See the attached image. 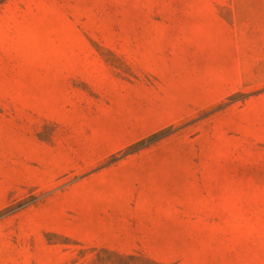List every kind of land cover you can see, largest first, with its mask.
<instances>
[{"label": "rangeland", "instance_id": "374dc122", "mask_svg": "<svg viewBox=\"0 0 264 264\" xmlns=\"http://www.w3.org/2000/svg\"><path fill=\"white\" fill-rule=\"evenodd\" d=\"M0 264H264V0H0Z\"/></svg>", "mask_w": 264, "mask_h": 264}]
</instances>
